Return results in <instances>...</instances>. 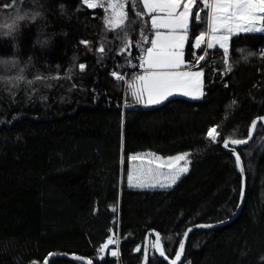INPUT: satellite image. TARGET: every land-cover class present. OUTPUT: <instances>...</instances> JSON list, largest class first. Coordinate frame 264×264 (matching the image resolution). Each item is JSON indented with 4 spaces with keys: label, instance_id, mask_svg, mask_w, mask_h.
Here are the masks:
<instances>
[{
    "label": "trees",
    "instance_id": "obj_1",
    "mask_svg": "<svg viewBox=\"0 0 264 264\" xmlns=\"http://www.w3.org/2000/svg\"><path fill=\"white\" fill-rule=\"evenodd\" d=\"M12 3L0 0V25L17 14L25 19L10 34L0 28V264H43L52 252L142 264L150 230L173 258L189 226L234 213L242 176L222 143L246 139L264 116V34L234 35L227 57L207 49L196 65L204 72L201 98L145 105L130 88L151 46L145 37H154L149 18L135 14L143 11L139 0H129L128 20L117 29L107 26V12L81 0L4 7ZM205 28L190 30L192 64L204 51L192 49V38ZM213 127L216 141L207 136ZM237 149L247 182L243 209L228 224L190 232L180 264H264V124ZM147 150L187 152L190 170L170 188L129 187V155ZM115 235L118 258L101 251ZM49 264L86 263L57 257ZM148 264L168 263L153 251Z\"/></svg>",
    "mask_w": 264,
    "mask_h": 264
},
{
    "label": "snow or ice",
    "instance_id": "obj_2",
    "mask_svg": "<svg viewBox=\"0 0 264 264\" xmlns=\"http://www.w3.org/2000/svg\"><path fill=\"white\" fill-rule=\"evenodd\" d=\"M82 5L89 9L100 8L108 15L105 18L106 24L110 29L122 28L128 20V4L129 0H81ZM135 5L137 0H131ZM143 6V11L135 13L143 19L148 17L150 27L154 31V38L150 41L145 37V42L150 43V47L144 49V55L141 57L142 63L140 67L145 68L143 75L135 78L136 82L130 85L132 95L139 103L145 105H154L162 103L170 96L180 93L192 98H200L203 96L202 87L204 76L203 70L192 71L191 68L203 61L207 56V49L217 46L224 52L225 57L229 54V43L234 35L261 33L264 34V0H139ZM4 5L5 8L14 6ZM195 9V15L193 11ZM204 14L203 16L201 14ZM33 19L35 17H32ZM25 19L23 15L17 14L10 25H0V28H7L5 34H10L18 21ZM195 23L206 25V31L200 32L193 37L192 49L199 50L204 46L203 54L195 56V64L186 62L184 59V48L189 40V32ZM87 45V41H81ZM131 47V41L127 42ZM139 47V45H137ZM100 52L104 48L99 49ZM264 56V50L261 51ZM85 65L81 64L83 69ZM188 69V70H184ZM228 71L231 70L229 65ZM116 79H124L117 73H113ZM39 79V77H37ZM235 103V102H234ZM256 122L252 127L255 128ZM218 127V126H217ZM217 127L210 128L207 132L208 138L216 141L220 135ZM244 140H231V144H244ZM224 146L228 147L229 141H223ZM234 151V150H233ZM150 156L152 159L147 160L149 165L155 161L156 170L167 167L171 171V182L179 178L180 175L188 171L187 156L188 153L177 155L174 157H158L154 153L137 154L130 156L131 161L144 162V157ZM236 160L240 162L239 154ZM184 162L185 166L180 167V162ZM243 173V166L240 167ZM151 170H148L150 174ZM139 179V178H138ZM133 176H128V182L132 185ZM136 187H151L153 185L146 183H137ZM170 185L160 184V187H168ZM187 233H185V236ZM118 241L109 238L102 246L104 251L109 245H115ZM153 247L156 248L161 256L165 255L164 248L160 242V236L157 233ZM185 245L183 242L179 244V251L175 254V258L171 260V264H177L181 260L184 253ZM136 251H140L137 248ZM113 256L118 255L117 251H112ZM53 254L45 258L44 264H48ZM76 259H82L75 257ZM147 259V256H145ZM35 264V262H34ZM86 264H92L91 260H87Z\"/></svg>",
    "mask_w": 264,
    "mask_h": 264
},
{
    "label": "water",
    "instance_id": "obj_3",
    "mask_svg": "<svg viewBox=\"0 0 264 264\" xmlns=\"http://www.w3.org/2000/svg\"><path fill=\"white\" fill-rule=\"evenodd\" d=\"M254 121L256 122V124L258 122H261V123L264 124V116H258L257 118H255L253 120V122ZM253 122L251 123V125L249 127V135H248V137L246 139H243L244 141H247L246 143H244V144H235L234 145V144H231V139L225 140V141H229L228 147H225L224 143H222L223 149H225L226 151L232 153L235 156V158H236L237 154H239V156H240V162L239 163L237 162V163H238L239 172H240V174L242 176V186H241L240 198H239V202H238L236 210L234 211V213L230 217H228L227 219L221 220L219 222H210V223L200 222V223H196V224H193V225L189 226L187 228L186 232H185V233H187V235L186 236L184 235V237L181 240V242H183L184 245H185L184 253H185V250H186L187 240H188L190 232H192L193 230L213 229V228L228 224V223L232 222L233 220H235L238 217V215L240 214L241 210L243 209V206H244V203H245V199H246L247 182H246V173H245L244 162H243L242 156L239 153L237 148L240 147V146H245V145L249 144L253 140L254 135H255V128L252 127ZM241 166H243V169H244L243 173H241V171H240V167ZM157 233L160 236V242H161V235L156 230L148 231L146 236H145L142 264H148L150 255L152 254V248H153V251H155L156 254L160 258L165 260L168 264H171V260L175 258V256L173 258H170L166 254L164 256H161L159 251L156 248L153 247V243L155 242ZM152 235H153V238H152ZM178 251H179V248H178ZM184 253L182 255L181 260L178 261L177 264L181 263V261L183 259V256H184ZM50 254H53V255H52L51 259H49L48 264L53 258H57V257H62V258H67V259H72V260H79V261H82L84 263H86L87 260H90L89 258H87L85 256H82L80 254H77V253L52 252ZM145 256H147V259H145ZM47 257H49V255ZM75 257H80L82 259H76Z\"/></svg>",
    "mask_w": 264,
    "mask_h": 264
},
{
    "label": "rangeland",
    "instance_id": "obj_4",
    "mask_svg": "<svg viewBox=\"0 0 264 264\" xmlns=\"http://www.w3.org/2000/svg\"><path fill=\"white\" fill-rule=\"evenodd\" d=\"M107 15H108V13H107ZM229 45H230V43H229ZM197 71H199V70H197ZM144 72H145V68H142V70L140 71V73L137 76L143 75ZM202 81H203V78H202ZM133 82H136L137 84L139 83L138 81H135V79L133 80ZM203 91H204V83H203V87H202V92ZM177 95L178 96L188 97L190 99H197V98H192L190 96H186V95H183V94H180V93H176L173 96H177ZM145 153H154L158 157L168 158V157H174V156H177V155H181V154H184V153H187V152H179V153L172 154V155H163V154L155 153V152L149 151V150H147V151H136V152H132L129 155V168H128V171L126 173L127 182H128V176L130 174L133 176L132 185H130L129 182H128V186L129 187L137 188V189H165V188H170V187H172L176 183V181L180 177H182L183 175H185L186 173H188V171L190 170V160H189V157L187 156L188 163H187L186 166L188 168V171L186 173L180 175L179 178L175 181V183H172L171 182V174L172 173H171L170 169H168L167 167H164V168H160L159 171H157L156 170V163H160L159 161H155L152 165H149L147 163V160L152 159V157L145 156L143 163H141V161H139V160L138 161H131L130 160V156H132V155L145 154ZM183 166H185V164L182 161V162H180V167H183ZM148 170H151L150 174H148ZM137 183H146V184H150V185H153V186H151V187H143V188L142 187H136V186H134ZM160 184H165V185H170V186H168V187H160ZM116 237L117 236L115 235L112 238L113 239L114 238L116 239ZM111 251H116V248L115 247H112L111 248ZM152 253H153V248H152Z\"/></svg>",
    "mask_w": 264,
    "mask_h": 264
},
{
    "label": "crops",
    "instance_id": "obj_5",
    "mask_svg": "<svg viewBox=\"0 0 264 264\" xmlns=\"http://www.w3.org/2000/svg\"><path fill=\"white\" fill-rule=\"evenodd\" d=\"M195 12L193 11V16L195 15L194 14ZM205 30H206V28H205ZM205 30H203V31H205ZM191 32V31H190ZM190 32H189V34H190ZM232 39V38H231ZM187 43H188V41L186 42V44H185V48H184V59H185V61L186 62H190L189 60H187V57H186V53H185V50H186V47H187ZM230 43H231V40H230ZM217 47H219V46H217ZM229 48H230V45H229ZM142 70V69H141ZM185 70H188V69H185ZM191 70L192 71H197V70H200V68H198L197 66H195V67H192L191 68ZM202 70V69H201ZM203 83H204V77H203ZM178 96V95H177ZM182 97H184V96H182ZM188 98V97H187ZM201 98V97H200ZM197 99H199V98H197Z\"/></svg>",
    "mask_w": 264,
    "mask_h": 264
},
{
    "label": "built area",
    "instance_id": "obj_6",
    "mask_svg": "<svg viewBox=\"0 0 264 264\" xmlns=\"http://www.w3.org/2000/svg\"><path fill=\"white\" fill-rule=\"evenodd\" d=\"M114 239H115V238H114ZM107 240H108V239H107ZM107 240H105V241L102 243L101 246H103V245L107 242ZM116 240L118 241V243L115 244V245H109V247H108L107 249H110V248H112V247H115V248H116V251L118 252V251H119V246H120V236H119V235L116 237ZM107 249H105L104 251H106ZM116 257L118 258V255H116Z\"/></svg>",
    "mask_w": 264,
    "mask_h": 264
}]
</instances>
